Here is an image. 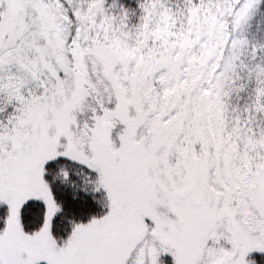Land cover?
Masks as SVG:
<instances>
[{"label": "snow or ice", "instance_id": "obj_1", "mask_svg": "<svg viewBox=\"0 0 264 264\" xmlns=\"http://www.w3.org/2000/svg\"><path fill=\"white\" fill-rule=\"evenodd\" d=\"M0 264H264V0H0Z\"/></svg>", "mask_w": 264, "mask_h": 264}]
</instances>
